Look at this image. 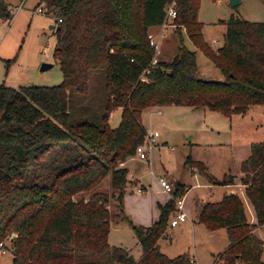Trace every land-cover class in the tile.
Here are the masks:
<instances>
[{"label": "trees", "instance_id": "1", "mask_svg": "<svg viewBox=\"0 0 264 264\" xmlns=\"http://www.w3.org/2000/svg\"><path fill=\"white\" fill-rule=\"evenodd\" d=\"M171 1L175 53L150 65L154 49L148 27L162 23ZM40 3L58 25L52 30L51 57L62 80L17 88L0 83V240H6L11 256L6 264H186L188 253L167 256L158 248L172 209L169 200L159 205L149 225L128 222L141 249L136 259L108 243L111 217H120L108 203L114 200L121 209L127 185L123 163L146 133L142 109L183 105L230 116L264 105V20L235 14L220 20L222 45L213 51L200 33L199 0ZM0 16H6L1 0ZM182 34L215 64L221 81L197 74L194 52L183 45ZM114 109L119 120L111 127L108 117ZM193 162L186 156L185 163ZM196 164L208 183H233V175L217 180L203 163ZM239 170L254 222L247 220L235 189L217 201H204L195 221L210 231L223 230L226 246L218 260L264 264L262 241L253 232L264 225V142L250 144ZM106 175L111 190L98 191ZM182 186L175 183L173 195L179 196Z\"/></svg>", "mask_w": 264, "mask_h": 264}, {"label": "rangeland", "instance_id": "2", "mask_svg": "<svg viewBox=\"0 0 264 264\" xmlns=\"http://www.w3.org/2000/svg\"><path fill=\"white\" fill-rule=\"evenodd\" d=\"M1 1L6 16H0V83L15 88L24 85L58 84L62 80V73L57 61L51 57L55 44L54 33L48 28V24H55L51 11L36 12L39 0ZM16 5L19 8L15 12ZM230 14L247 20H264L263 0H238L233 5H230L228 0H199L196 18L201 23L200 33L203 41L213 51L222 45L224 24L220 20H225ZM182 37L183 45L194 52L197 74L205 79L220 78L221 74L215 64L185 35L182 34ZM147 39L159 43V49L155 52L157 59L168 61L175 53L177 35L174 27L168 26L162 30L159 26H153L148 29ZM41 62L51 65L40 70ZM260 109H264V105H252L244 114L230 116L206 108L183 105H155L142 109L140 119L143 127L146 131H156L158 135L147 154L149 164L147 160L138 159L127 161L126 166L132 175L129 179H133L128 186L130 187L132 182L136 183L135 187L142 184L146 191L139 195L130 191L125 193V198L121 200L123 221L115 225L118 231H109L108 243L124 247L134 259L141 253L137 238L128 222H141L144 215H140L137 209L142 207L148 210L154 205V200L160 198L157 193L160 187L156 176L150 173L151 169L162 168L177 180L192 184V188L185 195L186 203L192 196L204 200L218 198L210 195L206 182L190 172L196 170V162L188 165L185 158L190 156L191 159L201 161L206 170L215 175L224 171L234 172L238 168L236 160L244 143L264 140V113L259 111ZM118 120L119 110L114 109L108 117V124L114 127ZM190 166L194 168L191 169ZM96 189L104 192L111 190L109 175L101 179ZM160 195L167 196L166 193ZM108 209L111 213L117 212L114 201L109 200ZM154 209L155 207L151 206V212H155ZM249 213L251 214L245 207L247 220ZM114 220L116 219L111 217V222ZM222 231H209L202 224L186 219L173 227L167 225L157 244L159 250L167 256L180 252H188V255L195 253L198 264H219L216 255L226 246ZM256 234L263 242L264 260V227L258 229ZM6 253L0 255V262H9V248ZM213 258L217 261L211 263Z\"/></svg>", "mask_w": 264, "mask_h": 264}, {"label": "crops", "instance_id": "3", "mask_svg": "<svg viewBox=\"0 0 264 264\" xmlns=\"http://www.w3.org/2000/svg\"><path fill=\"white\" fill-rule=\"evenodd\" d=\"M264 4V3H263ZM39 4H37V6H38ZM36 6V7H37ZM16 8H19V6L18 5H16L15 6ZM17 11V10H16ZM15 11V12H16ZM36 11V10H35ZM37 12V11H36ZM39 13H43V12H39ZM155 26H158V25H155ZM151 27H153V26H150V27H148V29L149 28H151ZM214 41H217V40H214ZM221 76V75H220ZM248 110H250V107L246 110V111H248ZM245 111V112H246ZM259 111H262L263 113H264V109H260ZM244 112V113H245ZM244 113H242V114H244ZM264 116V115H263ZM263 122H264V119H263ZM255 142H264V140L263 139H259V140H256V141H254V140H251V141H247V142H245L244 143V146L242 147V149L240 150V154H239V157H238V160H236L237 161V164H236V166L238 167L236 170H234V172H226V171H224V172H222L220 175H215V174H212L211 172H208V170H206V166H205V171L209 174V175H211L212 177H214L215 179H217V180H219V179H221V178H225L226 176H228V175H233V183L232 184H211V183H208L207 182V180H205V178L197 171V168H196V170L194 171H192V170H190V172H192V173H195L198 177H199V179L201 180V181H203V182H206V184H207V189L210 191V195H212L213 197L214 196H217L218 198H215V199H213V200H209V199H202V198H199V197H197V196H195V197H190V199H188L187 201H189V202H187L186 203V199H185V195L190 191V189L192 188V184H186L185 182H181V181H179V180H177V178H175V177H173L172 175H170V174H168L167 173V171L166 170H163L162 168H159V166H157L158 168H159V170H155V168L154 169H151L150 170V173L153 175V176H157V175H161V176H163L170 184H171V187H172V192L173 191H175V188H174V184L175 183H181L183 186H182V189H180V191L178 190V192H181V194H179V196H181L182 197V199H183V211L185 212V214H186V216H187V218L186 219H189L190 221H192V222H196L195 221V218H196V214H197V212H198V210H199V208H200V206H201V204L204 202V201H217V200H219L220 198H221V196L223 195V193H225L228 189H235L236 191H237V193H238V195L240 196V198H241V200L242 201H244L243 202V204H244V210H245V207H246V209L247 210H249L250 212H251V214H250V216L248 217V221L249 222H254V215H253V211H252V208H251V205L249 204V202H248V200L245 198V196H244V194H243V191H242V187H241V185L239 184V182H238V178H239V176L241 175V172H240V170H239V166H238V163H239V161H241L242 159H244L247 155H248V153H249V146H250V144L251 143H255ZM157 145V144H156ZM129 160H137L138 161V159L136 158V157H129V158H127L125 161H124V163H123V166H125L126 167V169H127V187H126V190H125V192H124V194H123V196H122V198H121V200L122 199H124L125 198V193H127V192H135V193H137L138 195L139 194H141V193H143L144 191H146V188H145V186H143L142 184H140L139 185V188L141 189V191L140 192H136L135 191V186H136V183H134V182H132V184H131V186L129 187L128 186V183H130V181H133V179H129V177H132V175L129 173V171H128V166H126V162L127 161H129ZM192 160H194V159H192ZM194 161H196V162H201V161H199V160H194ZM147 162V164H149L150 162H149V160H147L146 161ZM202 163V162H201ZM189 167V166H188ZM158 173V174H157ZM227 174V175H226ZM136 182V181H135ZM205 184V183H204ZM131 187H132V189H131ZM134 188V189H133ZM161 190V189H160ZM160 190H158L157 191V193L159 194V196H160V198H156V200H154V205L152 204L151 206H153V207H155V209H154V211L155 212H151V206H150V208L147 210V209H142V207H139L137 210L139 211V213H141L140 215H144V217L142 218V220H140L141 222H139V221H137V225H143V226H146V225H149L150 223H152L155 219H156V217H157V215H158V212H159V210H158V207H159V205H162V204H164V203H166L167 201H168V199H167V196L166 197H162L161 195H160V193H164L163 191L161 192ZM209 191H207V192H209ZM209 195V194H208ZM121 200H120V210L117 208V212L119 213V215H120V217H122L123 218V216H124V214H123V207L121 206ZM111 201H114V200H111ZM115 202V201H114ZM108 205H109V203H108ZM116 212V213H117ZM251 216H252V219H251ZM120 217H114L116 220H114L113 222H111L110 221V223H109V231H111V230H113V231H118V228L115 226L117 223H119V222H122L123 221V219L122 218H120ZM185 221V220H184ZM128 222V221H127ZM179 222H183V221H179ZM178 222V223H179ZM178 223H176V224H178ZM175 224V225H176ZM167 225H169L168 223H167ZM174 225V226H175ZM170 226V225H169ZM170 227H173V226H170ZM261 227H264V225H258V226H256L254 229H253V232H254V234L257 236V234H256V231L258 230V229H260ZM218 230H222V229H218ZM109 231H108V233H109ZM210 231V230H209ZM213 231H217V230H213ZM223 232V231H222ZM223 234H224V232H223ZM107 236H108V234H107ZM225 236V235H224ZM259 238V237H258ZM226 240V239H225ZM262 241V240H261ZM137 242V241H136ZM262 245H263V242H262ZM180 253H182V252H180ZM188 253V252H187ZM177 254H179V253H177ZM195 254V253H194ZM193 253H192V256H194V258H195V255H194ZM211 254H212V252H211ZM217 256V255H216ZM196 259V258H195ZM214 260H215V258H213L212 259V262L211 263H213L214 262ZM261 260L264 262V260L262 259V252H261ZM1 264H6V263H2L1 262Z\"/></svg>", "mask_w": 264, "mask_h": 264}, {"label": "built area", "instance_id": "4", "mask_svg": "<svg viewBox=\"0 0 264 264\" xmlns=\"http://www.w3.org/2000/svg\"><path fill=\"white\" fill-rule=\"evenodd\" d=\"M263 3H264V0H263ZM17 9L18 8H16L15 11ZM35 10L37 12H43V13L46 12V8H45L43 3H40L36 7ZM174 16H175L174 2L171 1L166 5L164 19H163L162 23L159 24L158 26L161 27L162 30H164L168 26L174 27L175 24H173L171 21ZM182 29H183V27H182ZM148 43L150 45H152V47L154 49V54L150 60V65H152V64H154V62L157 59L155 57V52H157L159 49V43L156 42L155 40H152V39H148ZM157 135H158V133L156 131H146L143 141L135 145L133 155L139 160H145L146 161L148 151L151 149V146L153 145L154 139L156 138ZM190 168L193 169L194 167L190 166ZM156 182H157L158 186L160 187L161 191L166 193L167 199L169 200V202L172 203V209H170L167 213V223L170 226H174L179 221L186 220L187 216H186L185 212L183 211V199H182V197L173 195L171 184L163 176L157 175L156 176ZM135 191L140 192L141 189L139 187H136ZM7 249H8V247H7L6 240L1 239L0 240V255L7 254L6 253ZM218 261H219V264H226L223 260H218ZM186 264H198V263H197L196 259L194 258V256L189 255Z\"/></svg>", "mask_w": 264, "mask_h": 264}, {"label": "water", "instance_id": "5", "mask_svg": "<svg viewBox=\"0 0 264 264\" xmlns=\"http://www.w3.org/2000/svg\"><path fill=\"white\" fill-rule=\"evenodd\" d=\"M237 1H238V0H228V3H229L230 5H233V4H235ZM48 28H49V29H52V30H56V29L58 28V25L53 24V23H50V24H48ZM50 65H51V63H48V62H41L40 65H39V69H40V70H43V69L49 67ZM218 80L221 81L222 78L220 77V78H218ZM188 138H189V136H188ZM13 236H14V235L11 234V235L8 237V240H10Z\"/></svg>", "mask_w": 264, "mask_h": 264}]
</instances>
